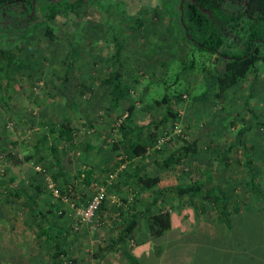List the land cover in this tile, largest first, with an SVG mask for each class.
<instances>
[{"label":"crops","instance_id":"obj_1","mask_svg":"<svg viewBox=\"0 0 264 264\" xmlns=\"http://www.w3.org/2000/svg\"><path fill=\"white\" fill-rule=\"evenodd\" d=\"M105 53L97 55L101 63L107 59H118L116 62L122 65V57L126 56L123 54L117 58L116 54L112 59ZM108 63L112 66V62ZM111 71L107 69V74ZM263 79L264 74L256 82ZM88 86L91 88L88 87L90 93L95 95L93 86ZM227 93L218 101L214 96L208 100L217 102L216 106L223 109L219 103L226 101ZM250 94L247 93V96ZM204 99L202 96L193 98L196 112L184 110V115H181V129L187 135L186 139L196 143V152L189 155L197 157L195 163L183 169L191 172L186 177L192 176L194 181H203V188L214 184L216 190L225 192L224 200L231 218L230 227L220 215L218 204L212 201L202 204V198L197 195L190 201L189 194L178 195L166 190L183 179L182 169L179 174L168 176L166 174L172 170L171 167L159 166L157 163L161 167L157 168L154 151L150 150L152 144L147 147L144 155L127 158L113 185L107 188V198L93 223H80L71 203L76 206L87 204L108 174L118 168L115 155L117 149L113 148L112 142H116L118 150L123 152L126 141L136 132L131 127L121 129L110 144L108 140L112 135L108 133V139H105V133H98V136L85 133L75 136L74 131V144L71 146L68 141L57 137V129H49L50 124L55 122L57 128L59 122L67 120L73 128L79 126L84 129L85 119L87 122L96 121L88 111L97 104L91 101L88 107L85 106L87 110L85 108L81 114L80 124L77 123L76 108L73 105L72 111L63 112L67 116L60 120L54 121L47 115L45 118L48 121L35 122L39 124V131L32 137L14 132L5 116L2 118L0 125L4 127L6 124L7 130L0 136V153L5 155L8 163L4 166L6 175L0 178V189L5 191L0 197V250L11 255L22 251L25 245L33 246L25 250L28 255L20 261L27 264L43 263L44 254L49 264H264V228L263 231L259 230L260 239L254 246L248 245L250 243L246 238L254 231L235 228L240 223L236 217L245 211L264 214V165L254 164L253 161L252 164H246L249 157H245V151L249 148L259 150V154L264 153V111L257 113L254 111L256 106L248 104L250 115L241 119L242 134L237 138V141H242L236 142L228 140L232 139L228 130L235 128V121L224 125L222 118L221 121L216 120L213 114L207 116L209 109H203ZM190 102L187 100L186 105ZM113 104L115 102L111 99L108 107L111 108ZM7 118L10 119L9 116ZM16 118L18 121L15 124L25 123L20 113ZM198 118L202 122L206 118L204 122L210 124V127L202 128L199 126L201 123L197 127L195 122ZM252 121L255 129H252ZM226 128L228 133L222 132ZM220 140H226L221 155L224 157L223 162L219 161L220 155L209 152L212 149L210 143H220ZM57 141L60 145L53 150L50 145ZM25 143L27 147H24ZM233 150L237 157L234 158L235 163L233 159H225V156H231ZM25 154L32 155L29 164L22 162L26 161ZM48 154L49 157L46 156ZM36 166L42 170L38 171ZM144 173L158 176L157 184L145 188L139 182ZM209 179L212 183H209ZM188 207L199 208L191 214ZM159 213L167 216L169 227L157 235L159 226L155 223L154 215ZM47 219L51 223L46 222ZM43 227L47 228L41 234ZM54 252H58L59 256L53 257Z\"/></svg>","mask_w":264,"mask_h":264},{"label":"rangeland","instance_id":"obj_2","mask_svg":"<svg viewBox=\"0 0 264 264\" xmlns=\"http://www.w3.org/2000/svg\"><path fill=\"white\" fill-rule=\"evenodd\" d=\"M67 1L69 0L62 2ZM85 1L88 4L82 6L76 15H70V25H63L68 17L59 15L58 18L48 21L19 42L21 47L19 57L14 64L9 66V72L4 75L0 74V123L5 116L6 122L9 121L14 132L24 133L27 137H32L39 131V124L35 122L46 121L47 115L52 117L54 121L60 120L63 116H67L63 112L72 111L71 107L75 102L76 105L73 108H76V113H74L78 118V120L76 118L77 123L80 124L81 114L86 108L85 106L88 107L91 101H96L97 104L88 110L91 114L90 117L96 121H88L91 125L85 126L87 123L85 119L84 127L86 128L84 129L74 126L75 136L83 133L88 136H98V133L99 135L105 133V139H108L106 136L108 133L112 135V139L109 137L111 140H108L112 144L111 141H114L115 135H118L121 130L120 123L124 121L123 117L127 113L128 107L132 104L138 105L136 122L149 124L150 127L144 129L142 134H134L135 138L143 139L147 133L150 135L156 133V136L166 132L170 134L171 140L167 141L163 145L164 147L162 146L163 148L150 147V150L154 151L153 157L156 161V167L161 168L157 166V163L163 162L165 158L177 150L182 139L187 140L184 131L183 137L180 134L173 135L174 121L171 118H166L168 115L166 113L167 105L170 104L177 113L181 111L176 123L182 128L180 120L184 115V110L190 113L196 112L193 98L202 96L206 98L202 102L204 103L203 109H209L207 116L213 114L216 120L222 118L225 121L224 125L230 121H235V128L228 130L230 137H232L228 140L242 141H237V138L241 133V119L244 120L250 115L247 109L248 104L256 106L254 111L257 113L264 111V79L259 83L256 82L264 74V63L259 66L261 75L256 77L254 76L256 72L251 73L243 80V83L241 82L228 91L225 98L227 102H220L219 105L224 107L220 109L219 106H216L217 102H209L208 99L213 98L215 79L223 70V61L217 55L204 52L184 41L181 24L178 21L181 0ZM15 11L11 9L5 14L0 11V17H2L0 18V25L2 26L7 22L8 28L10 26L15 28V25L12 24L17 18ZM36 11L42 12L38 3L36 4ZM40 19L41 16H38L33 21ZM24 24L27 23L24 22ZM245 26L244 22H240L236 27L226 29L223 50L230 52L241 50L246 35ZM67 27L68 29H66ZM47 29H51L52 35L46 32ZM108 44L111 46V52H116L117 58L123 54L126 55L122 57V65L116 62L118 59L113 61L107 59L102 63L98 60L100 58L97 56L100 55L98 46L106 52L109 49L106 47ZM116 44L118 48H116ZM108 62H112V66ZM116 68L120 69L117 71L128 86L129 92L118 105L115 103L110 108L108 106L111 99L113 102V96L109 92L110 87L106 85L105 78L109 75L107 69L112 70L110 72L112 73ZM250 80L253 85H250ZM88 84L93 86L95 95H92L88 90ZM254 84L257 86L254 87ZM247 93L248 95L251 93L250 96H247ZM177 94H180L181 97H176ZM163 98L165 101L162 100ZM155 100H160L161 103L156 104ZM187 100L191 101L190 107H188L189 104L186 105ZM137 101H140L139 104ZM216 101L218 100L216 99ZM207 102L209 104L206 107ZM69 104L71 105L68 108ZM197 109L201 108L197 107ZM18 113L23 116L24 124H15L18 121L16 118ZM8 116L10 117L9 120ZM164 117L165 121H163ZM119 119H122L121 122H118ZM204 121L206 118H203V122L198 118L195 123L197 127L201 123L200 127L209 128L210 124ZM5 125L4 127L0 125V136H3L7 130ZM254 127L255 124L253 123L252 129H255ZM224 131L227 132V128L222 130V132ZM244 139L246 142V137ZM27 140L30 139L27 138ZM225 143L226 140H220V143L218 141L210 143L212 149L209 152L220 155L219 161L224 159L221 155H223L222 148ZM25 144L24 147H27L28 145ZM261 145L260 150L262 151L263 143ZM121 153L122 150H116L118 165L119 163L126 164V162L118 160ZM0 155L3 156L2 166L4 168L8 160L2 153ZM235 155L233 150L231 156H225V159H233V163H235ZM245 155L249 157L251 164L254 162V164L264 165L263 152L259 154V150L249 148L245 151ZM46 156L49 157L50 155ZM186 157L187 159L182 158L180 162H174L168 166L172 170L166 175L179 174L181 169L186 166L190 167L197 161L195 155ZM11 159L14 161L13 157ZM22 162L30 163V161ZM5 175V171L3 174L0 173V178ZM181 176L184 179L187 178L182 173ZM4 192L1 188L0 197L4 195ZM188 208L191 214L195 213V207ZM236 219L240 223L235 228L248 232L249 230L254 231L246 237L250 243L248 245L257 244V240L260 239L259 230L263 231L264 228V214H250L245 211ZM94 225L96 226L95 223ZM25 229L28 230L29 228L26 227ZM238 238H242V236ZM30 247L33 246L26 247L25 245L22 247V251L11 253V255L0 250L1 264L20 262L22 258L28 255L25 250ZM44 258L43 263H34L49 264L46 254H44ZM209 263L206 262V264Z\"/></svg>","mask_w":264,"mask_h":264},{"label":"trees","instance_id":"obj_3","mask_svg":"<svg viewBox=\"0 0 264 264\" xmlns=\"http://www.w3.org/2000/svg\"><path fill=\"white\" fill-rule=\"evenodd\" d=\"M62 1L63 0H0V11H2V13H8L9 10L12 9L16 10L15 14L17 16L14 23H12L15 25V28H12V26L8 28L7 22L2 26L0 25V74L4 75L9 72V66L14 64L19 57L21 49L19 42L29 33L45 25L48 21L58 18L59 15L68 17L63 24L68 26L70 25V15H76L82 6L88 4L85 0ZM37 3L42 12L36 11ZM178 13V21L181 24L184 41L196 46L204 52L217 55V57H220L223 61V70L216 76L214 83V98H222L235 85L246 79L249 74L256 72L254 74L256 77L262 74L259 71V66L261 63H264V0H181ZM38 16H41V19L33 21L35 18H38ZM23 20L27 24H24ZM240 22L246 24L244 27L246 35L241 50L236 52L223 50L222 47L225 43L224 33L226 29L228 27H236ZM20 27H22V29H20ZM9 29L11 30L9 31ZM66 29H68V27ZM12 32H15V34H12ZM46 32L52 35L51 29H47ZM106 47L109 49L106 51L105 55L111 56L113 59L116 52L112 54L109 44ZM98 49L100 54H104L102 47L98 46ZM105 81L106 85L110 87L109 92L113 96L115 103L123 100L128 94V86L123 82L121 74L117 70L110 73L105 78ZM175 96L181 97L180 94ZM162 100L165 101V98ZM137 102L139 104L140 101ZM155 102L156 104L161 103L160 100H155ZM73 104L76 105V102ZM137 107L138 105L134 106V104L128 107L127 115L124 117V121L120 123V128L125 129L126 127H131L132 131L136 130L135 134H142V131L148 129L150 125L136 122V112H138L139 108ZM166 109V113L168 114L166 118H171L172 121L177 122L179 113L174 111L170 104L167 105ZM163 121H165V117ZM70 124L71 123L67 120L59 122L57 128H55L56 125H54V123H52V125L50 124L48 127L53 130L57 129V137L59 136L58 138L62 139V141H68L72 146L74 144L72 141L74 129ZM88 125L85 124V126ZM156 135V133L151 135L147 133L145 139H133L135 138L133 134L125 143V149L123 150L124 154L127 158L129 156L144 155L150 144H152L154 148H158L156 142L160 135ZM169 140H171V137ZM167 141L162 143L159 148H163V145H165ZM58 142L59 141L52 143L50 147L53 150L56 149L57 146L60 145L57 144ZM112 146L118 149V144L116 142H113ZM123 152L121 154H123ZM192 152H196L195 141L190 142L182 139L179 148L165 158L163 162L158 163V165L168 167L174 162H180L183 157L188 156ZM245 157H247V155ZM31 158L32 155L30 154L24 155L26 161H31ZM221 161L223 162L224 159ZM226 162L227 161H225V163ZM249 163H251V161H249L248 158L246 159V164ZM189 173L191 174L188 169H182V174L184 176L190 175ZM87 178H89V173H87ZM210 179L209 183H212ZM158 180V176H151L145 173L139 178V182L145 188L155 186ZM203 185V181H194L192 176H188L186 179H180L176 185L170 186L166 190L178 195L189 194L191 196L190 201H193V197L197 195L202 198V204L211 201L216 205L218 204L220 206V215L224 219V222L230 227L231 219L227 210V203L224 200V198L226 199L225 192L217 189L218 193L216 194V185L211 184L209 187L205 188L202 187ZM200 207L203 208L204 206L200 205ZM195 210H197V207H195ZM154 220L159 226V229L156 230V234L158 235L161 234L165 228L169 227V219L167 220V216L162 213L154 215ZM46 228L47 227H43L41 234H44ZM48 237L50 238L49 234ZM57 256H59L58 252H54L53 257ZM128 259L130 260V258ZM10 264L27 263L12 262Z\"/></svg>","mask_w":264,"mask_h":264},{"label":"built area","instance_id":"obj_4","mask_svg":"<svg viewBox=\"0 0 264 264\" xmlns=\"http://www.w3.org/2000/svg\"><path fill=\"white\" fill-rule=\"evenodd\" d=\"M126 115L127 114H125L124 117ZM121 120L122 119H119L118 122H121ZM173 127H174L173 135L180 134L183 137V130L181 129L179 124L174 122ZM169 139H170L169 133H164L163 135H160V137L157 139L156 146L159 148L162 143L166 142ZM126 158L127 156L125 154H120L118 156V160H122L124 162L127 161ZM2 160H3V156L0 155V173L1 174L4 173V168L2 166ZM122 165L124 166L125 164L119 163L118 168L108 174V177L105 179V182L102 183L98 187L97 192L94 195H92L91 199L87 202V204L82 205V206H76L74 203H71V206L74 209V213L80 223H92L97 218V214L100 210V207L107 198V188L113 185V181L117 177L118 172L120 171V168L123 167ZM36 169L38 171L42 170L38 166H36ZM65 200L66 201L68 200L67 197H65Z\"/></svg>","mask_w":264,"mask_h":264}]
</instances>
